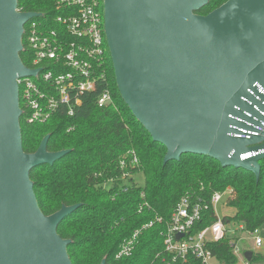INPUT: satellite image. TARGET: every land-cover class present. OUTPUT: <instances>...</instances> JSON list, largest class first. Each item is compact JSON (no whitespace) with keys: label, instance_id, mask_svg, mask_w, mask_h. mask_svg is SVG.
<instances>
[{"label":"water","instance_id":"water-1","mask_svg":"<svg viewBox=\"0 0 264 264\" xmlns=\"http://www.w3.org/2000/svg\"><path fill=\"white\" fill-rule=\"evenodd\" d=\"M207 1L103 0L115 82L152 140L165 146L163 163L181 153L207 155L258 180L264 131L238 134L251 128L245 121L264 120L254 107L264 110V0H226L194 13ZM36 15L17 11V0H0V264H71L70 239L56 228L79 204L44 215L28 176L67 151H47L49 134L33 153L21 147L16 79L36 70L21 61L20 39Z\"/></svg>","mask_w":264,"mask_h":264},{"label":"trees","instance_id":"trees-1","mask_svg":"<svg viewBox=\"0 0 264 264\" xmlns=\"http://www.w3.org/2000/svg\"><path fill=\"white\" fill-rule=\"evenodd\" d=\"M225 1L208 0L194 13L206 15ZM17 9L42 12L49 28L62 29L54 21L61 13L55 0H17ZM22 44L25 46L23 38ZM19 57L24 65H31L27 49L20 51ZM101 68L103 77L93 90L81 96L72 115L60 105L42 122L27 123L23 113L18 118L25 153L35 152L47 134V151H67L51 164L37 163L28 176L44 215L63 204H79L56 228L59 237L70 239L66 251L71 264H100L103 259L105 264H202L192 255L185 261L172 262L160 235L163 222L187 194L209 206L195 229L217 219L210 198L226 187L234 194L225 204L235 212L221 220L230 225L243 224L251 231L264 225V158L258 161V180L251 171L222 166L207 155L181 153L177 159L163 163L166 148L152 140L122 99L108 49ZM106 89L111 102L98 106L97 98ZM138 174L143 176L142 184L134 177ZM156 216L163 222L141 229L132 252L116 257L121 243ZM229 240L227 236L208 243L214 258L223 264L237 263ZM257 256L253 253L252 261Z\"/></svg>","mask_w":264,"mask_h":264},{"label":"built area","instance_id":"built-area-1","mask_svg":"<svg viewBox=\"0 0 264 264\" xmlns=\"http://www.w3.org/2000/svg\"><path fill=\"white\" fill-rule=\"evenodd\" d=\"M55 4L61 13L56 15L54 21L62 29L49 28L42 12H35L38 15L27 19L22 25V51L27 49L31 60V65L25 66L36 70L34 75L16 79L18 104L27 123L46 120L60 105L67 108L68 115H72L74 107L81 103V96L93 90L96 82L103 77L101 66L108 49L104 31L103 0H55ZM110 102L111 96L107 89L96 101L98 106ZM254 107L264 116V110L256 105ZM247 114L253 116L251 113ZM245 122L251 128L241 129V134H238L241 137L258 136L264 131V120L259 119V124ZM247 155L249 153L240 157L244 159ZM233 194L230 187L214 192L210 198L213 210L217 203L222 199L225 203ZM208 207L207 203L194 200L188 194L182 196L166 222L162 221V217L156 216L136 229L130 238L121 243L116 257L128 256L132 252L141 229L163 222L164 228L160 235L164 251L171 256L172 262L185 261L188 255H192L202 264H212V260L216 259L208 243L218 242L229 236L228 245L237 261L240 260L242 264L253 263L252 259L245 258V250L243 251L241 244L246 239L243 236L245 232L252 240V247L259 249L262 239L258 236L257 229L245 230L243 224H231L235 227L232 229L230 224L224 223L217 216L209 225L195 229L196 223ZM177 234L182 236L177 238Z\"/></svg>","mask_w":264,"mask_h":264},{"label":"rangeland","instance_id":"rangeland-1","mask_svg":"<svg viewBox=\"0 0 264 264\" xmlns=\"http://www.w3.org/2000/svg\"><path fill=\"white\" fill-rule=\"evenodd\" d=\"M137 181L142 184L143 183V176L141 174H138L136 176H134ZM214 211L217 217L222 218L224 216H232L235 212V209L232 206H228L224 203V199H222L219 203L216 204V206L214 207ZM229 227H231L232 229L235 228L234 226L229 225ZM240 233V232H238ZM259 235L264 236V225L262 227H260L259 230ZM243 236L246 237V239L242 242L241 244V248L244 250H253V252H256L258 249H254L253 247H251L252 245V240L250 238H248V234L247 233H243ZM258 260H254L253 263L251 264H259L257 262ZM212 264H220L219 262H217L216 260H212ZM235 264H239V263H235Z\"/></svg>","mask_w":264,"mask_h":264},{"label":"crops","instance_id":"crops-1","mask_svg":"<svg viewBox=\"0 0 264 264\" xmlns=\"http://www.w3.org/2000/svg\"><path fill=\"white\" fill-rule=\"evenodd\" d=\"M263 226V225H262ZM261 226V227H262ZM259 230H260V228L259 229H257V234H258V236L259 237H261V239H262V245H261V247L255 252L256 254H258V258H257V262L259 263V264H264V236H262V235H259ZM251 247H252V245H251ZM245 251H247V250H245ZM250 251V250H249ZM237 263H239V264H242V262L239 260V261H237Z\"/></svg>","mask_w":264,"mask_h":264}]
</instances>
